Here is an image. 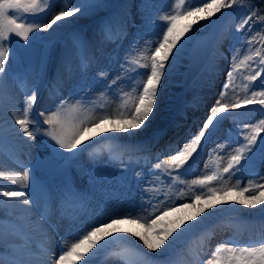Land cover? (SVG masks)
<instances>
[{
	"label": "snow or ice",
	"instance_id": "obj_1",
	"mask_svg": "<svg viewBox=\"0 0 264 264\" xmlns=\"http://www.w3.org/2000/svg\"><path fill=\"white\" fill-rule=\"evenodd\" d=\"M147 2L148 0H145V3ZM184 3L185 0H180V4ZM236 4L237 0H200L199 3L197 0H187V5L183 11L157 17L156 21L153 22L154 26H159V22L161 21L166 23L163 25L160 38L155 42H147V47L145 49L147 55L141 56L144 62L142 63L140 59L134 58L136 49L133 47L132 52L129 53V56L125 58L124 63L121 65L120 73L111 80V84L105 85L108 92L111 93L112 85H116L121 79L125 77L128 79H136L139 77L141 83L134 88L138 102L132 107L125 105L122 109H117L111 114L104 113L99 120L80 119L75 115L69 117L67 113L69 107L67 102L61 103L55 112L45 118L43 123L49 127L44 130L43 135L49 137L51 141H54L55 145L59 146V149H63L65 152L72 153L73 156H75L78 147L85 143V135L91 132L93 128H99L101 124L112 123L113 125H119V127H114L113 131L122 133H129L130 130H137L145 126L146 122L150 121V115L155 110L158 93L160 92L161 80L166 75V69H168L167 74L170 76L175 61L180 58L181 50L194 39V36H189L184 43H179L181 37L191 30L192 25L189 24L182 30H178L177 21L182 18L195 17L196 19H193V23H197L199 19L210 18L214 14L220 13L222 9L233 8ZM95 6L96 5L93 4L91 0H81L79 4H74L73 0H65V7L61 8L51 22L41 24L36 14L44 12L46 8L51 7V0H0V82H2L5 74L11 71V66L8 64L10 56L9 46L12 42L11 37H19L20 40H23L27 44L30 40L31 33L47 31L51 29L61 17L72 16L77 13L85 14ZM179 6L180 5H176L177 8H179ZM249 6H251V0H249ZM119 7L120 12L106 19L105 23L102 25L101 31L107 39L117 38L122 35L123 31L126 29L129 16L127 11V0ZM24 13H32L33 15L29 17L23 15ZM201 13L204 15H198ZM253 17L264 22V16H259L257 11H252L250 15L245 16L237 29L238 32H242L244 35L239 38L241 40L239 47L236 48L233 46V62L230 66V70L227 72V79L223 84L221 99L211 107L210 114L205 118L199 133L193 135L182 148L177 147L176 150L171 153L170 157L163 160L162 163L159 162V157H157V163L154 165L155 169L166 171L173 179L186 175L191 168V164L188 163L189 160L192 159L194 163L195 159L193 154H198L199 151L202 150V141L206 144V137H211L221 121L227 118L226 115L222 114L241 107V100L237 99L235 95L232 96L231 100H229L228 97L232 81L235 78L234 74L241 71V64L253 58L251 55H245L243 60L239 63L236 62L237 53H240L241 50L247 52L252 48V41L255 37L254 35L249 36L248 34L253 32V27L249 23ZM150 19L151 18H145L144 23L140 27H148V21ZM245 26H247V31H245ZM257 31H259V29ZM37 38L38 37L35 36L32 37L33 40ZM178 44L179 47H177ZM76 48L81 58V64H90L91 58L84 56L82 50L83 46L78 40L76 41ZM174 49L176 50L175 55H173ZM161 53H163V55H160ZM14 55L13 53V57ZM255 55L260 57L258 67L264 65V55H261L258 50L255 51ZM170 58L172 63H169ZM149 60L150 71H139L141 68L149 67ZM63 67L65 71H71L70 63L65 62ZM129 72H135V76H128L127 74ZM262 74H264V67H259L258 71H254L250 75H245L244 79L255 82ZM99 75L104 81L109 79L108 72L101 71ZM80 90L82 91V89ZM249 91L251 94L245 95L243 103L261 105V115L264 116V79L260 81L259 85L245 84V92L248 93ZM81 99H83V97ZM36 100L37 93L33 90L30 95H27L22 112L19 114L13 113L14 124L18 125L19 129L17 130L12 126L11 131L16 132L17 135L22 132L24 136L32 139L40 134V127L34 116H32V110ZM78 105H80V100L77 101V106ZM77 106H71L72 112L76 111ZM245 128L250 129V131H245L243 133L242 140L239 136L237 137V142L240 146L236 147L233 154L228 156L227 167L223 169L224 173H229L231 171V175L228 179L235 178L234 185L232 187L227 186V182L224 180L223 176L216 174L204 175L201 179L193 180L192 184L198 185L201 188H206L207 192H202L199 195L193 194V199L200 200L208 196H215L217 192L226 193L235 190L239 192L241 196H243L244 193H251L248 199L237 200V204H242L250 208L256 207L257 204L264 205V199H261L260 196L261 193H264V174L257 170L258 165H264V137H261V132H264V119H260L259 122L254 125H245ZM2 133L3 129L0 127V152L3 151ZM122 139L124 138L119 136H105L103 141H97V143L108 145L109 151L112 154L124 151L134 153L147 150L146 144H123L120 142ZM128 139L130 140L131 137L129 136ZM85 150L86 149H80L81 152ZM56 155L60 156L62 160L72 159V157L63 156L59 151H56ZM16 159L18 160L19 157H16ZM184 165H187V167L184 168L183 172H180L179 170ZM205 167H207V164ZM245 173L254 175L258 177V179L256 181L250 180L247 186L241 187V177ZM137 175L140 174L137 173ZM30 178L31 174L29 170H24L22 175H3L2 170H0V179L8 180L13 183H20L21 181L28 182ZM213 181L221 182V186L219 188L210 187L209 185ZM137 183L139 184L142 182L138 181ZM149 183H151V181H149ZM148 191V189L143 190L142 198ZM3 196L7 197L9 201H20L21 198H23L22 203L24 205L30 204L29 198L26 197L23 192L16 189L4 191ZM67 196L69 198H75V194H73L70 189H67ZM183 196L184 193H181L180 198ZM4 203L6 202L0 200V205ZM149 204L153 212L149 213L148 216H153L156 212H159L161 206L165 214L173 207L172 205L163 204V202L152 204L151 200ZM8 206L15 207V205L12 204ZM185 206L194 205L185 203ZM24 211L28 212L30 209H25ZM229 211L237 210L220 208L217 212L209 213L207 216L203 217L198 223L188 224L182 232L173 237L172 242L164 248V251L161 252L160 255H165L169 249L173 247L175 242L186 233L194 231L213 217ZM259 212L261 215H264V207L260 208ZM148 216L133 217L131 214H128L127 216H117L107 221L96 222L86 232H83L75 242L71 243L69 247L62 250L58 258L52 261V264H67L68 259L73 256L84 261V264H92L93 257L114 241L132 243L127 241L124 236H116L113 237L112 240L100 244V247L97 248V244H99L100 240L104 239V236L101 235L102 233L113 228L121 219H128L132 223L142 221L149 229L156 227L157 220H159L160 217L155 216L151 223H149ZM174 231L175 229L173 228L162 233L157 232L156 235L160 237V239L156 242L151 241L147 235H142L138 232L132 233V235L139 237L148 250L156 251L165 244V241H167L169 237L173 236ZM96 237H99V239H93ZM225 243L231 246L218 244L212 252L211 258L202 261V264H264V239L259 242L254 241L243 245L235 240H229ZM27 244V234L21 223L15 219L0 218V264H32V261L28 258L30 251L27 248ZM85 244H87V248H85ZM94 248L97 249V251L92 253L91 256H88L87 253L91 252ZM80 249H84V251L80 252ZM132 254L133 253L129 249H120L118 259L122 261V264H128L127 257H130ZM135 254L144 257L145 264L158 260V258L155 257H147V254L143 252L142 249H139L138 246H135ZM159 264H172V261H159Z\"/></svg>",
	"mask_w": 264,
	"mask_h": 264
},
{
	"label": "rangeland",
	"instance_id": "obj_2",
	"mask_svg": "<svg viewBox=\"0 0 264 264\" xmlns=\"http://www.w3.org/2000/svg\"><path fill=\"white\" fill-rule=\"evenodd\" d=\"M108 1H112V0H91V2L93 4H99L97 7H93L91 8L89 11H87L85 14L83 15H88L93 13L92 11H98V10H103V9H107L108 8ZM81 2V0H73L74 4H79ZM197 2L199 3L200 0H197ZM176 5H180L179 8L176 7ZM187 4H180V0H148L147 3H145V0H136V11L139 13V18H138V22L140 23V25H142L144 23V19L145 18H150L151 15H154V20H149V27H148V31H149V35H147L145 38L143 36H140L138 38L134 39V43L130 44L126 50L122 49L121 52L117 53V61L119 63L120 58H126L129 56V53L132 52L133 47H135L136 52L134 53V58L135 59H140V61H142V63L144 62L143 59H141V56H146L147 53L145 51L146 47H147V42L151 41V42H155L157 41L158 38H160V33L163 30V25L166 22H159V26H154L153 22L156 21V18L164 15V14H172L174 12H178V11H183L185 9ZM107 6V7H105ZM62 7H65V0H51V7L46 8V10L44 12L38 13L36 14V16L39 18V22L41 24L44 23H50L51 20L54 18V16L56 14H58V12L61 10ZM247 10V11H246ZM252 11H257L259 16H264V12H262L260 9H255L254 5H253V0L251 1V6H249V0H237V4L233 6V8H229V9H222L220 13L218 14H214L212 17L207 18V19H199L197 23H193V19H196L195 17H189V18H182L180 20L177 21V29L178 30H182L184 27H187L189 24L192 25V28L189 32L185 33V35L183 37H181V41L179 43H184L185 40H187V38L189 36H194V39L189 42L187 45H190V49L188 51V55L187 58L190 59L191 63L188 64H184L183 66H181L182 63H179L178 60L175 61L174 63V68L171 70L172 74H171V80L170 83L172 84V88H175L174 90V94H176V91L178 90V88L182 89V92L178 95V97L176 99H174L176 96L174 97H170L168 95V93L165 95V91H167L168 87L166 85V78L163 77L161 80V83H163L162 85H160V92L158 93V100L155 106V110L154 112L151 114L152 115V120L153 121H158V119H156L155 116H153L155 113H159L160 116L162 117V113H164V117L163 118H167L168 116H170L175 108L178 105V102H180V100L184 99L186 96V89L188 90V88L186 87V84L188 82V78H189V74L192 71L193 68L197 69L200 64L201 61L204 60L206 61V63L209 64V66H207L205 69L202 70L199 69L200 71L197 73V82L191 87L190 93H188L187 96H189L193 89H197L195 93H197L198 90L201 89L203 83L205 82V80L207 79V77L209 76V69L212 72L217 66L220 67V65H223V62L225 60H227L223 55H220L217 50L215 51L214 49V43L219 40V39H224L226 41L227 44V49L230 51V56L233 53V46H235L236 48L239 47L241 40H239V33H237V29L239 28V26L241 25L243 19L245 18L246 15H250ZM80 13H77L75 15L72 16H66V17H61V19H66L69 20L70 22H72L75 19V16L78 15ZM200 16H203L204 14H198ZM73 17V20H71V18ZM61 19L59 21L56 22V24L53 25V29L56 32L57 29L60 28V26L62 25L61 23L63 21H61ZM221 20V22L219 21ZM65 21V20H64ZM217 21H219V23H217ZM249 23L252 25L253 27V32L249 33V36H253L254 35V39L252 41V48L251 50L244 52L243 50H241L240 53H237L238 56V61H236L237 63H239L241 60L244 59L245 55H251L253 58L250 61H247L243 64H241V71L239 73H235L234 74V79L232 81L230 90H229V97L228 99L231 100L232 96H236L237 99L241 100V103L243 102V99L245 97V95H250V91L248 93L245 92V84H249V85H259L260 81L262 79H264V74H262L260 77L257 78V80L255 82H251V81H247L244 79L245 75H250L252 74L254 71H258L259 67H264V65H260L258 67V61L260 59V57L255 55V51H259L261 53V55H264V22L259 21L256 17H253V19L251 21H249ZM59 26V27H57ZM259 29V31H257ZM50 31V29H48L47 31H39V32H34L30 34V40L29 42L26 44L23 40H20L19 37H11V41H12V45H13V52H14V57L13 55L9 56V61L8 64L11 66V71H9L7 74H13L15 71L20 70L26 73H29L30 71L34 72V70H41V66L43 65V63L45 62L44 56H45V51L43 50L42 47L38 46L37 44H33V40L32 37L35 36H50V33L48 32ZM245 31H247V26H245ZM52 32V33H53ZM244 35V33H243ZM156 37V38H155ZM179 45V44H178ZM154 46V45H153ZM213 51V52H212ZM240 59V61H239ZM233 62V61H232ZM169 63H172V61L170 60ZM149 67L146 68V72L150 71V60L148 61ZM218 69V68H217ZM168 70V69H167ZM105 72L109 73V69H105L103 70ZM183 72L187 71V73L184 75V78H179V72ZM228 72V70H227ZM100 72L96 73L93 76L92 82L94 83V85H92V91L90 93H88L86 96L87 97H92L93 96V92L95 93V96H93V99L89 100L88 103L86 105L82 104L80 102V105L77 106V104H74L75 106H77L76 108H80V110H77L75 112H72V109L70 108L71 106L68 107L67 109V113L68 116H78L80 119H91V120H99L102 115L103 112H101L102 110V106H104L105 108H107V105L105 104V101L102 100L104 97L103 95H101L100 91H104V89H102L100 86V79L101 76L99 75ZM196 76V77H197ZM5 77V76H4ZM116 77L115 74L110 75L109 73V79L107 81H105V85L107 84H111V80L114 79ZM227 77H224V80L222 82L221 85V91H220V97L223 91V84L225 83ZM4 80V78H3ZM3 80L2 82H0V99H4V93L2 91L3 88ZM127 80V78H126ZM176 82V85H180V87L176 88L177 86L174 84ZM131 84H134V82H131ZM104 85V86H105ZM113 89H117L120 90V86H119V82L116 85H112ZM106 88V87H105ZM2 91V92H1ZM96 91V92H95ZM162 92L164 93V96L162 97ZM103 97V98H102ZM2 99V100H3ZM129 99V105L130 106H134L135 103H137V98L133 97V96H128ZM171 99V101H169ZM173 99V101H172ZM167 100V101H165ZM172 102V103H171ZM171 103V104H170ZM173 104H175V107H173ZM73 106V105H72ZM261 106V105H258ZM81 107H89L90 108V114L88 115L83 108ZM242 107V106H241ZM262 107V106H261ZM256 108V107H255ZM253 108L249 111H245L244 115H239V118L236 119V121L241 122L242 124L245 125H254L256 123L259 122L260 119H264V116L261 115V108L257 107L256 109ZM118 109V108H117ZM116 108L113 109L112 111L109 109H107V113L111 114L114 111L117 110ZM32 111V116L35 117V112ZM46 111H42V113L45 115ZM52 113L47 112V116L51 115ZM150 115V116H151ZM157 115V114H156ZM236 116V115H235ZM4 118V120H2ZM2 119L0 120V126H4L5 127V122L8 123V119H5V117L2 116ZM12 120V118H11ZM14 123V120H13ZM150 122H146V129L150 128L151 125H147ZM114 127H119V125H113L112 123H104L101 124L99 128H93L92 131L97 132L96 134H106V133H113L115 135H129L127 133H122V132H116L113 131ZM243 132L245 131H250V129L246 130V128H242ZM107 130V131H106ZM234 134V133H232ZM43 136L42 134L36 135L35 136V142L38 143L40 138V142H42L43 140ZM86 136V135H85ZM88 136V135H87ZM261 137H264V132H261ZM241 139V138H240ZM242 140V139H241ZM229 144H225L223 143L220 147L214 149L212 151V155L213 157L218 161L219 167L220 165H223V169L225 167H227V163H228V156L230 154H233L234 149L238 146H233L232 143L228 142ZM62 155L64 153V156L67 154V152H65L64 150L60 149L59 151ZM194 155V154H193ZM48 156V157H46ZM43 157L46 159V161H38L37 163V171L40 174L43 175H48L49 173L54 172V170L58 169L60 166V162H61V158L60 156L56 155V152L54 151V154L51 155L50 151L46 154V152L44 154L40 155V158ZM213 157L211 156L209 161H213ZM192 160V159H190ZM0 164H1V160H0ZM1 170V168H0ZM219 170V169H218ZM257 170L264 174V165H258ZM168 175V174H166ZM174 175V173H173ZM222 175L224 177H229L231 174L229 173H222ZM163 177L161 178L165 184H173V182L177 183L180 187L183 186V183L181 182L180 179H173L172 176L168 175V177H165V175H162ZM227 178H224V180L226 181ZM122 180V179H121ZM119 179V182L121 181ZM227 182V186L232 187L234 184ZM198 185H195L194 189L191 191L189 190V194H190V200L191 201H185V203H189L190 205H194L195 202L198 203V210H196L197 214H192V216H188L185 219L181 220L180 218L182 217V214H178L179 209L173 210L172 207V213L175 214V216H164L165 221H175L173 225H167L166 226V230L169 229H175V231L173 232V236L169 237L168 239L171 238V240H173V237L177 236L181 231H183V229L190 223H194L193 218L194 219H198V220H202L203 219V215L204 214H209V212H217L218 209L220 208H225V209H235L233 206V203H231V199L229 200L227 197L229 194H234V195H238L241 196L239 192L233 190V191H229L226 193H220L217 192V194L215 196H208L207 198H201L200 200H195L193 199V194H201L202 192H207L206 188H202L201 191L196 192V187ZM210 187H216L219 188L221 186V182L219 181H213L211 182V184L209 185ZM241 187H245V186H241ZM1 191V190H0ZM251 193H244L243 196L244 199H248L250 197ZM4 198L3 195L0 196V198ZM168 198L170 196H167ZM185 203L180 206L181 208H187V207H194V206H185ZM204 204L205 207H207L204 210ZM238 211H242L244 213L248 214L245 210H242L240 208H237ZM231 213H235L234 211H229L227 213L224 214H220L217 215L215 217H213L211 220L213 219H217L220 218L222 216H225L227 214H231ZM139 223L143 224L142 221H138ZM182 224V225H181ZM180 225V226H179ZM179 226V227H178ZM178 230V233L177 231ZM189 234V233H186ZM164 246H166L164 244ZM164 246L162 248H164Z\"/></svg>",
	"mask_w": 264,
	"mask_h": 264
},
{
	"label": "bare ground",
	"instance_id": "obj_3",
	"mask_svg": "<svg viewBox=\"0 0 264 264\" xmlns=\"http://www.w3.org/2000/svg\"><path fill=\"white\" fill-rule=\"evenodd\" d=\"M94 15L93 14H88V15H83V14H78V15H76L75 16V20H79V21H84V20H87V19H89V18H91V17H93ZM65 20V21H64ZM71 20H73V17L71 18ZM61 21H63L61 24V28L62 29H64L65 27H67L68 26V24H70V21H68V20H66V19H61ZM57 27H59V26H57ZM50 31H52V29L50 30ZM177 47H179V45H177ZM191 47H190V45H186V47L183 49V50H181V55H180V58L178 59V62L179 63H182V64H188V63H190V61L187 59V55H188V51H189V49H190ZM176 54V50L174 49L173 50V55H175ZM160 55H163V53H161ZM170 60H171V58H170ZM226 70V65H222L221 67H220V69L218 70V72H217V75H216V77L217 78H219V75L221 74V73H225L224 71ZM168 73V70L166 69V75H165V78H166V81L170 78V76L167 74ZM171 74H172V72H171ZM183 73L182 72H179V75L181 76ZM163 83H161V85H162ZM166 85H167V87H168V89H167V91H165V95L168 93V95L170 96V97H173L175 94H174V90L172 91V84L170 83V81H167L166 82ZM162 97L164 96V93L162 92ZM113 96V95H112ZM137 98V97H136ZM165 101H167V100H165ZM169 101H171V99L169 100ZM123 107H121L120 105H118V109H122ZM157 114V115H156ZM153 116H155L156 117V119H160L161 118V116H160V114L159 113H155ZM150 123L149 124H147V125H151L150 126V128H156V124H157V122L156 121H153L152 120V115L150 116V121H149ZM17 126V128L19 129V126L18 125H16ZM150 128H148V129H146V127L145 126H142L140 129H137V130H130L129 131V133H127V134H129L128 136H136V137H140V136H142V135H144V134H146V132L150 129ZM219 130V129H218ZM112 133V132H111ZM8 136V135H7ZM92 139H93V137H91ZM139 138H136L135 140H138ZM98 140H100V138L98 139ZM93 141V140H92ZM39 161H46V159L45 158H43V157H41L40 159H39ZM207 168H203V170H206ZM1 193V192H0ZM260 196H261V199H264V193H261L260 194ZM228 199L230 198L231 199V203H233V206H234V208L237 210V208H240V209H242V210H245L248 214H250V215H247L246 213H244V212H242V211H234L235 213H234V215H237V216H243V219H245L246 221H249V223H253V222H255L254 220L256 219L255 218V216L256 215H261L260 214V212H259V209L260 208H262V207H264V205H260V204H257L256 205V207H254V208H250V207H246V206H244V205H242V204H237L236 203V201L237 200H246V199H244V197H241V196H238V195H234V194H229L228 195V197H227ZM229 199V200H230ZM198 201V200H197ZM181 203V201H179V200H176V203ZM171 203L169 202L168 203V205H170ZM198 203L197 202H195L194 203V207H187V208H181V209H179V211H178V214H182V217L180 218L181 220H183V219H185L186 217H188V216H191V217H194V216H192V214H197L198 212H200V211H198V212H196V210H198ZM1 207H3L4 208V206L2 205ZM142 208H145L144 207V205L143 206H141ZM140 206H138L136 203H135V205H132V206H130L129 204H127V203H123L122 204V211H123V214H126V215H128V214H131L132 216H143V214L145 213V211L141 208ZM204 207H205V204H204ZM207 207H205L204 208V210L206 209ZM230 209V208H229ZM233 209V208H232ZM209 213H214V212H209ZM172 214V215H171ZM169 215H171L172 217L173 216H175V214H173V213H168L166 216H169ZM208 214H204L203 215V217H205V216H207ZM114 217H117V215H114L113 216V218ZM107 220H109V217L108 218H99V219H97V220H95V221H92V222H88V223H86L85 224V226H83L82 228H79V227H76V229H75V232H77L79 229H82V233L83 232H86L88 229H89V224H91V225H94L96 222H100V221H107ZM186 220V219H185ZM193 222L194 223H198L200 220H198V219H194L193 218ZM151 221L152 220H148V222L149 223H151ZM174 222L175 221H165V218H164V216H161L160 217V219L159 220H157V226L156 227H154V228H152V229H149L148 227H147V225H145V224H141V223H138V222H136V223H132V222H130V221H127L126 219H124V220H120L119 221V223L118 224H116L113 228H110V229H108L105 233H102L101 235H103L104 236V239L103 240H100L103 244L108 240H112V238L113 237H116V236H120V233L121 232H123L125 235H124V237H126V238H130V236H132L133 237V235H132V233H136V232H138V233H140V234H142V235H147L148 236V238L151 240V241H153V242H156L158 239H160V237H157V235H156V233L157 232H164L165 231V229H166V226L169 224V225H173L174 224ZM208 221H206L203 225H200L198 228H201V227H204L205 225H206V223H207ZM182 225V224H181ZM180 226V225H179ZM178 226V227H179ZM117 228H119V232L118 233H116L117 232ZM177 231V233H178V230H176ZM107 232H110V234L108 235L107 234ZM182 232V231H181ZM135 238H136V241H141L140 239H139V237H137V236H134ZM97 238V237H96ZM182 238L183 237H181L180 238V241L182 240ZM128 239H127V241H128ZM142 242V241H141ZM170 241H165V244H167V243H169ZM100 243V242H99ZM98 245V244H97ZM67 247H68V242H67V245H66ZM73 259V258H72Z\"/></svg>",
	"mask_w": 264,
	"mask_h": 264
},
{
	"label": "trees",
	"instance_id": "obj_4",
	"mask_svg": "<svg viewBox=\"0 0 264 264\" xmlns=\"http://www.w3.org/2000/svg\"><path fill=\"white\" fill-rule=\"evenodd\" d=\"M261 6V8L263 9V11H264V3H260L259 4V7Z\"/></svg>",
	"mask_w": 264,
	"mask_h": 264
}]
</instances>
